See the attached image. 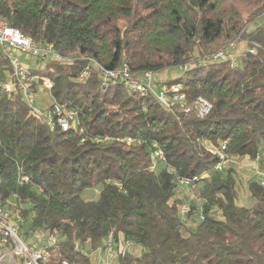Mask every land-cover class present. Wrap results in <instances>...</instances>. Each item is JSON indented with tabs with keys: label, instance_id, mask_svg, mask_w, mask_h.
Wrapping results in <instances>:
<instances>
[{
	"label": "trees",
	"instance_id": "1",
	"mask_svg": "<svg viewBox=\"0 0 264 264\" xmlns=\"http://www.w3.org/2000/svg\"><path fill=\"white\" fill-rule=\"evenodd\" d=\"M263 13L264 0H0L12 27L76 58L30 67L35 88L49 78L53 102L77 112L68 130L33 117L21 92L8 96L12 68L0 63V201L18 209L27 242L37 232L58 238L48 264H98L91 255L105 253L111 233L116 249L142 250L117 253V264H264L262 176L248 184L254 205L241 206L236 167L218 172L209 151L225 147L232 164L249 157L264 174V24L247 29ZM239 36L236 66L198 62ZM91 60L153 74L189 64L180 77L155 80L180 85L189 111L119 79L103 85ZM200 99L211 105L205 115ZM154 144L165 161L152 162ZM179 179L196 186L198 223L192 205L186 221L180 213L188 189ZM92 189L98 197L84 199Z\"/></svg>",
	"mask_w": 264,
	"mask_h": 264
},
{
	"label": "built area",
	"instance_id": "2",
	"mask_svg": "<svg viewBox=\"0 0 264 264\" xmlns=\"http://www.w3.org/2000/svg\"><path fill=\"white\" fill-rule=\"evenodd\" d=\"M262 17L264 18V13ZM242 44H245V42L239 36L219 50L200 58L198 62L200 64H206L217 61H231L232 65L236 66L237 59L240 55L236 53V50ZM251 52L253 53L254 50H251ZM21 56L35 57L41 61L51 60L64 64H72L76 61L75 57L63 56L58 53L51 43L40 44L36 42L21 30L12 27L7 19L0 17V63L3 58H6L12 68L10 81L3 85L4 92L8 96H13L21 92L29 107L30 114L37 119L45 120L52 125L58 124L64 130H68L71 125L75 126L76 111L67 109L56 102H53L48 108L37 106V92L41 90L43 92H51L54 83L49 78H43L42 83L35 88L34 85L39 81V77L31 74L30 67L21 62ZM90 65H95L98 71L102 73L103 85H107L109 80L119 79L123 81L130 91L152 94L167 109H172L173 105L178 104L185 111H189L185 103V95L181 92V86L168 84L158 85L151 71L135 73L128 67L105 70L92 60ZM188 67L189 64H185L179 66V69L186 70ZM89 76L90 67H87L77 80L84 81ZM198 109L201 115H205L210 111L211 105L205 100L200 99ZM224 150L225 147L219 149L210 147L209 149L211 153L218 155L221 159L215 166V170L218 172H223L226 166L231 163V159L228 158ZM151 160L154 164L165 161V153L157 144L153 145ZM257 160H259V156H257ZM261 176L262 184L264 185V174H261ZM20 180L28 183L29 177L23 175L20 177ZM178 183L180 186L190 190L188 202L182 204L180 207L181 215L187 216L191 211L192 203H201L202 200L195 194L194 190L196 186L190 180L179 179ZM220 213L218 212V214ZM200 219L204 220V215L200 214ZM21 222L22 219L0 201V264H48L52 256L51 248L57 245L58 238L55 235H49L44 247L28 243L21 234L19 226ZM133 250L134 246L130 242H120L119 249H116L114 236L111 233L106 241L104 252L108 258H114L117 253L124 255ZM64 264L68 263L64 262Z\"/></svg>",
	"mask_w": 264,
	"mask_h": 264
},
{
	"label": "rangeland",
	"instance_id": "3",
	"mask_svg": "<svg viewBox=\"0 0 264 264\" xmlns=\"http://www.w3.org/2000/svg\"><path fill=\"white\" fill-rule=\"evenodd\" d=\"M264 24V18H260L258 19L255 23L248 25L247 29L249 31L255 29L257 27V25H261ZM244 49L243 45H240L238 47V51L236 50L237 54L242 53V50ZM20 60L23 64H25L28 67L31 68H42L44 67L50 60L45 61V62H39V60L35 57H27V56H21ZM182 71L178 70L177 68H170V69H166L164 71L158 72L156 74H154V79L156 81H161V80H165V79H172V78H177L180 77L182 75ZM47 100L48 103H53V99L51 97V92H43L38 91L37 95H36V104L37 106L41 107V108H45V100ZM44 105V106H43ZM263 153V152H262ZM228 165H233L236 167L238 173H239V178L241 180V186H240V195L238 198V204L244 207H252L254 205V200L252 199V197L250 196V193L248 191V184L253 181V180H259V177L261 176V174L258 172V164L257 162H254L253 160H251L249 157H245V158H241L238 159L237 161H235V164H228ZM260 166L262 167V169L264 170V165L260 163ZM162 166H160L161 168ZM99 194V190H88L87 192H85L82 197L86 200L89 199H96L98 197ZM189 194H190V190H187V195L185 200L183 201L182 204H186L189 200ZM192 206L196 209L195 213L193 214V220H194V224L197 221L198 215L196 214V212H198L197 210L200 211V207H201V203L199 202H194L192 203ZM18 209L13 208V212L16 215H19ZM220 215V214H218ZM184 221H186L185 219H188L187 216H182ZM48 235L45 233H34L33 236H28V242H32V243H37L38 246L40 247H44L45 244L48 241ZM88 244L85 247V251H87L88 249ZM138 249V250H137ZM135 250H133L134 253H139L141 252V248H137ZM91 258L98 262V264H117V261H110V259L107 257V255L105 253L102 252H94L91 255Z\"/></svg>",
	"mask_w": 264,
	"mask_h": 264
},
{
	"label": "crops",
	"instance_id": "4",
	"mask_svg": "<svg viewBox=\"0 0 264 264\" xmlns=\"http://www.w3.org/2000/svg\"><path fill=\"white\" fill-rule=\"evenodd\" d=\"M45 101V106H47L48 104H50V103H48L47 102V100L46 99H44ZM44 106V105H43ZM261 180V178H259V181ZM186 195H187V192H186ZM110 259V261L112 260V261H114L115 260V257L114 258H109Z\"/></svg>",
	"mask_w": 264,
	"mask_h": 264
}]
</instances>
